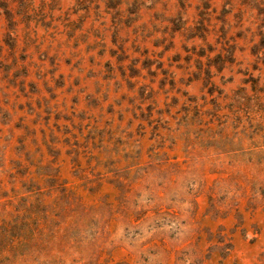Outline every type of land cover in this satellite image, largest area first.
I'll return each instance as SVG.
<instances>
[{"label":"rangeland","instance_id":"rangeland-1","mask_svg":"<svg viewBox=\"0 0 264 264\" xmlns=\"http://www.w3.org/2000/svg\"><path fill=\"white\" fill-rule=\"evenodd\" d=\"M0 264H264V0H0Z\"/></svg>","mask_w":264,"mask_h":264}]
</instances>
